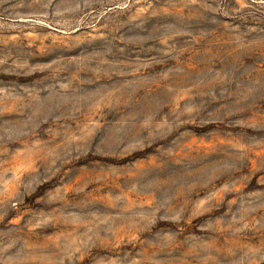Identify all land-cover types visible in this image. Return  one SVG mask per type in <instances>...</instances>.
Wrapping results in <instances>:
<instances>
[{"label": "rangeland", "instance_id": "374dc122", "mask_svg": "<svg viewBox=\"0 0 264 264\" xmlns=\"http://www.w3.org/2000/svg\"><path fill=\"white\" fill-rule=\"evenodd\" d=\"M0 264H264V0H0Z\"/></svg>", "mask_w": 264, "mask_h": 264}]
</instances>
